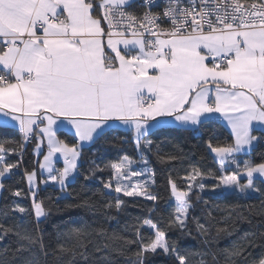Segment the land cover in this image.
<instances>
[{
    "label": "snow or ice",
    "instance_id": "6c2138e0",
    "mask_svg": "<svg viewBox=\"0 0 264 264\" xmlns=\"http://www.w3.org/2000/svg\"><path fill=\"white\" fill-rule=\"evenodd\" d=\"M143 3L148 10L135 16L128 11L131 0H0V125L14 124L24 145L37 141L36 154L44 161L40 168L62 189L78 168L79 147L104 134L113 121L134 133L140 149L151 147V141L141 145L142 138L153 127L169 123L168 118L181 126H200L220 114L235 138L234 146L208 144L222 165L245 145L259 142L251 133L264 129V0L247 6L240 0H163L158 13L152 11L159 7L155 0ZM129 34L133 38H126ZM65 125L74 130L79 147L58 138ZM8 151L0 144V177L17 167L4 159ZM57 153L63 157L62 170L53 167ZM128 163L125 158L111 164L117 180L114 190L156 200L146 191H129L131 184L121 188L119 181L128 178L123 171ZM35 175L27 173L30 190ZM202 175L194 171L190 179ZM216 178L225 190H258L254 180L264 178V163L245 164L243 172ZM169 183L176 201L170 223L184 230L192 208V184L179 190ZM197 183L203 189V183ZM122 203L117 198L116 207ZM33 207L39 223L46 213L35 199ZM144 226L155 230V238L147 244L141 232ZM197 227L204 231L198 222ZM0 231L7 234L2 226ZM71 232L77 237L82 234L80 228ZM17 235L29 245L38 239ZM136 236L128 243L141 245L138 257L159 249L177 264H187L188 257L167 242L151 219L143 220ZM243 239L247 242L227 253L230 264H236L233 257L241 258V264H264V245L253 253L255 241L247 234ZM40 247L43 251L42 242ZM27 250L24 245L17 249ZM60 251L70 250L60 246ZM76 255L72 251L73 260ZM79 255L87 261L84 253ZM22 264L38 261L26 259ZM136 264H144L143 259Z\"/></svg>",
    "mask_w": 264,
    "mask_h": 264
},
{
    "label": "trees",
    "instance_id": "16d2710c",
    "mask_svg": "<svg viewBox=\"0 0 264 264\" xmlns=\"http://www.w3.org/2000/svg\"><path fill=\"white\" fill-rule=\"evenodd\" d=\"M58 135L70 146L76 144L70 134L61 132ZM253 136L258 137L259 142L250 152L230 160L221 170L222 166L214 160L208 144L231 146L233 139L216 120L204 121L193 130L157 128L141 140V145L151 141V147L140 149L130 132L109 129L92 145L81 149L77 174L71 182L67 181L66 187L46 186L33 198L25 181L27 173L36 169L33 142L22 150L18 131L0 125V144L9 149L7 154H10L6 161L17 165L3 183L0 226L7 234L0 231V264H22L33 258L38 264H136L138 259H143L144 264H177L159 249L156 254L148 252L138 257L141 245L128 243L137 240L136 229L146 218L158 225L170 245L188 257L187 264H201V261L203 264H230L227 253L246 243L243 239L246 234L257 245L250 251H259V246L264 245V181L254 180L258 190L225 192L216 178L220 174L243 172L245 164L264 163V133L255 131ZM125 158L139 170L148 171L143 192L155 195L156 200H147L143 195L125 196L114 190L116 178L110 166ZM194 171L203 174L196 181L190 179ZM169 181L179 190H188L192 184V208L184 230L170 223L175 215L176 201ZM197 182L203 183V189ZM107 183L112 186L105 188ZM17 191L20 196L14 195ZM117 198L123 201L119 208L116 207ZM34 199L42 203L46 213L39 223L34 215ZM19 208L26 211L21 213ZM197 222L203 225V232ZM73 228H80L82 234L75 236L71 232ZM141 232L145 237L144 244L155 238V230L147 226ZM18 233L36 237L37 242L29 245ZM21 245L28 250L18 252ZM60 246L70 251L61 252ZM72 251L77 253L74 260ZM80 253L88 257L87 261ZM231 259L241 264V258Z\"/></svg>",
    "mask_w": 264,
    "mask_h": 264
},
{
    "label": "crops",
    "instance_id": "0c3cea01",
    "mask_svg": "<svg viewBox=\"0 0 264 264\" xmlns=\"http://www.w3.org/2000/svg\"><path fill=\"white\" fill-rule=\"evenodd\" d=\"M135 1H136V0H131L132 5H133V3H134ZM259 1H260V0H259ZM259 1H248V2H259ZM97 2H99V0H97ZM97 15H100V12H99V11H97ZM118 47H123V46H122V45H119ZM168 120H169V123H167V124H165V125H163V126H156V127H153V128L147 133V134H149V133L152 132L153 130H155V129H157V128H161V127L184 128V129H191V130L196 129V128L198 127V126H181L178 122L173 121L172 118H168ZM208 120H209V121H211V120H212V121L217 120L218 122H220L221 125H222V126H223V127H224V128L230 133V134H231L232 139H233V142H232V145H231V146H234V144H235V138H234V135L232 134V131H231L230 126H229L228 123H227V120H226L223 116H221L220 114H213V115H211L210 117H208V118H207L206 120H204V121H208ZM110 124H111V127L105 129V131H106V130H109V129H113V128H117V129H121V130H124V131H128V132H130V133L132 134L133 141L135 142V140H134V133H132V132H131L130 130H128L126 127L122 126L119 122H115V121L110 122ZM1 126H6V127H11V128H13V129H16V130L18 131V133L20 134L18 128H17L14 124H13V125H1ZM255 131H259V132L264 133V129H262V130H254V131H252L251 134L253 135V133H254ZM61 132L68 133V134H70L72 137H74V130H73L70 126H68V125H65L63 128L60 129V131L57 133L58 138H59V135H58V134L61 133ZM147 134H146V135H147ZM20 135H21V134H20ZM146 135H145V136H146ZM59 139H60V138H59ZM95 140H96V139H95ZM95 140H94V141H95ZM75 141H76V140H75ZM94 141H92V142H84V144H83L82 147H79V142H78V141H76V144H77V146L79 147V151L81 152V149H82V148H86V147L92 145ZM32 142H33V155H34V160H35V164H36V169H35L33 172H35L36 175H35V177H34V182H33V185H32V187H31V190H30L29 182H28V180H27V175H26V177H25V181H26L27 190L29 191L30 196H32V197L34 198L33 193L36 194V192H37L40 188H44V187H46V186H54V187H59V188H61V186H60L57 182H54V181H52V180L49 179V173L47 172L46 169H41V168H40V163H43V162H44V161H43V156H42V155L38 156V155L36 154L37 141H36V140H32L31 143H32ZM22 143H23V141H22V137H21V145H23ZM135 144H136V143H135ZM255 144H256V142H253V144H252L251 146L245 145V146H244V149H243L241 152H239V153H235V154H234V158L237 157V156H241V155H244V154L249 153L250 150L255 146ZM26 145H28V144H26ZM26 145H24V146H26ZM136 145H137V144H136ZM43 151H44L45 154H46L47 151H48L47 146H46V141L44 142ZM210 153H211V155L213 156L214 160L222 166V167H221V170H224L228 162L222 165V164L220 163V158L217 157L215 153H213V152H211V151H210ZM0 155H3V153H0ZM4 159L6 160V157H5V156H4ZM77 163H78V165H79V163H80V156L78 157ZM53 167H54L55 169H57V170H62L63 167H64L63 157H62L59 153H57L56 156L53 158ZM10 174H11V173H10ZM76 174H77V169H76V172L74 173V176H73L72 178H70V179L68 180V182H71V181L74 179V177L76 176ZM255 180H261V181H264V178H257V179H255ZM242 182L246 183V180H242L241 183H242ZM222 190L225 191V192H232V191H234L235 189L225 190V188H224L223 185H222ZM173 198H174V197H173Z\"/></svg>",
    "mask_w": 264,
    "mask_h": 264
},
{
    "label": "rangeland",
    "instance_id": "374dc122",
    "mask_svg": "<svg viewBox=\"0 0 264 264\" xmlns=\"http://www.w3.org/2000/svg\"><path fill=\"white\" fill-rule=\"evenodd\" d=\"M123 161V160H122ZM128 163L127 167L123 170L128 173V178L127 179H121L119 181L121 188L123 189L125 186L131 184L132 187H130L128 190L129 191H136V192H143L144 190V184L145 182H148L145 177H147V172L146 170H139L136 168V165L132 163L131 161L127 160ZM132 172H137V173H142L140 176H132ZM115 186L117 185V180L114 182ZM118 194H124L123 190L119 192ZM175 200V198H174ZM34 210V207H33ZM35 213V210H34ZM35 215V214H34ZM36 217V216H35Z\"/></svg>",
    "mask_w": 264,
    "mask_h": 264
},
{
    "label": "built area",
    "instance_id": "2783aa9c",
    "mask_svg": "<svg viewBox=\"0 0 264 264\" xmlns=\"http://www.w3.org/2000/svg\"><path fill=\"white\" fill-rule=\"evenodd\" d=\"M260 2V1H259ZM257 2V3H259ZM240 3L247 6V5H250L251 3L253 2H245L243 0H240ZM155 4L159 5V7H153L152 11L153 12H160L161 9L163 8V0H155ZM148 9L144 6V3H143V0H136L133 5L128 9V11L130 13H132L133 15L135 16H142L144 12H146ZM165 27H167V25H164ZM106 27V26H105ZM123 27V26H122ZM122 27H121V30H122ZM126 38H133L131 37V35L129 34ZM217 121V120H216ZM30 142H28L27 144H30ZM23 145L22 146V150L24 148V143H22ZM8 156H10V154H7L5 155V157L7 158ZM20 160H22V155L20 154ZM0 167H2V165H0ZM15 169V168H13ZM13 169L10 170V173L13 171ZM67 183V181H66Z\"/></svg>",
    "mask_w": 264,
    "mask_h": 264
},
{
    "label": "water",
    "instance_id": "95a60500",
    "mask_svg": "<svg viewBox=\"0 0 264 264\" xmlns=\"http://www.w3.org/2000/svg\"><path fill=\"white\" fill-rule=\"evenodd\" d=\"M10 178V172L7 173L4 177H0V183H4L5 181H7L8 179ZM3 191H4V188H0V201H1V197H2V194H3Z\"/></svg>",
    "mask_w": 264,
    "mask_h": 264
}]
</instances>
